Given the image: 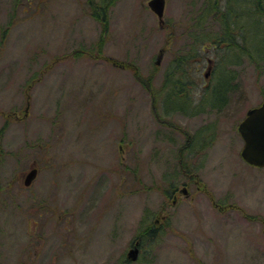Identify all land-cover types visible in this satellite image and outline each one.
Segmentation results:
<instances>
[{"label": "rangeland", "instance_id": "rangeland-1", "mask_svg": "<svg viewBox=\"0 0 264 264\" xmlns=\"http://www.w3.org/2000/svg\"><path fill=\"white\" fill-rule=\"evenodd\" d=\"M149 1L0 0V264H264V0Z\"/></svg>", "mask_w": 264, "mask_h": 264}, {"label": "water", "instance_id": "water-1", "mask_svg": "<svg viewBox=\"0 0 264 264\" xmlns=\"http://www.w3.org/2000/svg\"><path fill=\"white\" fill-rule=\"evenodd\" d=\"M165 5V0L149 1V7L158 16L160 24L163 23ZM162 57L163 52L158 57L157 64L160 63ZM238 131L244 141V147L241 152L243 160L250 166L264 168V102L260 106L248 110L246 117L238 127ZM37 174V168L31 169L26 175L25 186H30ZM183 192L187 193V189H183ZM139 251V242H136L127 255L128 259L136 261Z\"/></svg>", "mask_w": 264, "mask_h": 264}, {"label": "trees", "instance_id": "trees-1", "mask_svg": "<svg viewBox=\"0 0 264 264\" xmlns=\"http://www.w3.org/2000/svg\"><path fill=\"white\" fill-rule=\"evenodd\" d=\"M104 16V15H103ZM106 21V17L103 18V22ZM179 59H176L173 63V68L168 74V79L170 80L173 78V80H170L172 82L173 88L178 90L179 94H183L185 88L187 85L196 84L197 79L196 77H189L187 75V62L184 61L183 57H178ZM136 70V69H135ZM223 80H219L216 85H213L214 88L207 87L204 89L202 93V103H207L211 107L218 106L224 99V96L228 89V83L225 84V82H222ZM148 82V79H147ZM228 82V81H227ZM208 91H211L209 94H211V97L206 98V94ZM213 98V100L211 99ZM156 222L154 225L148 226L142 231V234L140 235L141 242L140 246L143 247V245L151 240H154L156 232L158 231L157 228H155Z\"/></svg>", "mask_w": 264, "mask_h": 264}, {"label": "flooded vegetation", "instance_id": "flooded-vegetation-1", "mask_svg": "<svg viewBox=\"0 0 264 264\" xmlns=\"http://www.w3.org/2000/svg\"><path fill=\"white\" fill-rule=\"evenodd\" d=\"M166 1V0H165ZM163 27V26H162ZM173 200L174 201H177V196L175 195L174 197H173ZM158 222V221H157Z\"/></svg>", "mask_w": 264, "mask_h": 264}]
</instances>
